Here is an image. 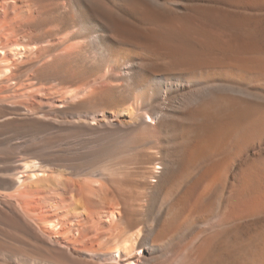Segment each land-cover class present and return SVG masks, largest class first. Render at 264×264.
<instances>
[{
	"label": "bare ground",
	"instance_id": "obj_1",
	"mask_svg": "<svg viewBox=\"0 0 264 264\" xmlns=\"http://www.w3.org/2000/svg\"><path fill=\"white\" fill-rule=\"evenodd\" d=\"M21 1L19 28L40 25L39 1L56 24L43 44L10 41L17 58L33 50L27 82L54 99L23 107L31 158L6 174L0 256L59 264L36 250L53 245L86 264H264V0ZM47 131L65 134L63 157L36 138ZM48 177L68 213L26 197Z\"/></svg>",
	"mask_w": 264,
	"mask_h": 264
},
{
	"label": "rangeland",
	"instance_id": "obj_2",
	"mask_svg": "<svg viewBox=\"0 0 264 264\" xmlns=\"http://www.w3.org/2000/svg\"><path fill=\"white\" fill-rule=\"evenodd\" d=\"M1 2H3L2 4H1V2H0V23H3L5 20H8V21H10V22H8V21H6L7 23H8V27H6V26H4L6 23L4 22V24H2V25H0V26H4L5 28H8V31H9V27L12 29L14 26H16V27H14L13 29H15V30H12V34L9 36V38H10V40L9 41H7V42H9V43H7V42H5V43H7L6 45L8 46H5V44L3 45L2 44V46L5 48H2V46H1V49L3 50V52H2V50H0V65H1V63H2V61L4 62L6 59V61H8L7 63H9V64H12V66L14 67V69H13V67H12V70L14 71V78L13 79H7L5 76H3L2 77V74H1V79H0V93H2V94H0V154H1V156H0V197L3 199L5 196H8L7 194H9V190L11 191V189H9L8 187H7V185H6V183H5V181L9 178V169H10V167H12V166H16V167H18L21 163H22V161L24 160V159H26V158H31V155H29V154H25V153H23L22 152V150L18 147V146H20L21 145V143H24V142H26L27 140H28V138H30L32 135H31V131L29 130V126L27 125L28 123V121L29 120H31V117L29 116L30 114L29 113H27L26 114V111L23 109V107H26L27 105L26 104H28L29 102V106H31V107H36V105L38 104H44L45 106L47 105L48 106V104L51 102V100L52 99H54V96L53 95H51V94H53V93H51L52 91L50 90L49 92H46L45 94L43 93V91L42 90H40V92H38L39 90V88H37V87H35V86H32L31 85V83L30 82H27L28 81V77L27 76H29V73L31 72V70L29 69V68H31V63H32V61L34 60V58H35V54H33L34 52H33V50H31L30 48H29V50H27V52L26 51H23V53H25V54H21L22 56L21 57H19V58H21V59H19V58H17L18 57V55H15L14 53H13V51L11 50V46H10V41H12L13 43H23V41H25V42H34L35 40H37V42L35 41V43H38V42H40L39 44H43L44 43V41H43V39H42V35H43V32L45 31V29L44 28H47V29H49V27L50 28H53L56 24H55V22H52V21H50L49 20V14H47L46 12H43V11H41V9L42 10H44V8H41L42 6H43V4H44V2H37L36 3V5H34L33 6V9H35L34 10V13H33V16L36 18V23L37 24H39L40 23V25H38V27L37 28H35L34 27V30L32 29L33 28V26L32 27H30V29H28L27 27H24V28H19L17 25H16V22H14V21H12V20H10V19H13V20H15L16 18H18L19 16H21L22 14H24V8H26L27 7V5H26V3L24 4V1H21V0H18L17 1V3H16V5H15V7L16 6H18L17 8H13V7H10L6 2L8 1V0H0ZM21 1V2H20ZM9 3H11V0H9ZM3 4L5 5L6 4V6H3ZM39 4V5H38ZM24 5H26L25 7H23ZM3 6V7H2ZM9 6V7H8ZM19 6L21 7V9H24V10H21L20 9V11H18L19 10ZM4 7H6V10H5V8ZM7 7H8V11H9V13H8V11H7ZM10 8V9H9ZM12 9V10H11ZM16 9V10H15ZM4 11V12H3ZM16 12H20V13H16ZM40 12V13H39ZM42 12V13H41ZM13 13H15V14H13ZM7 14H9L8 16L10 17H8V19L6 18L5 19V17H6V15ZM20 14V15H19ZM41 14V15H40ZM15 15V16H14ZM14 18H13V17ZM17 16V17H16ZM48 18V19H47ZM42 19H43V21H42ZM3 21V22H2ZM13 23H12V22ZM50 24H49V23ZM48 23V24H47ZM12 24H13V26H12ZM44 24H45V26H44ZM42 25V26H41ZM37 29V30H36ZM43 29V30H42ZM46 29V30H47ZM24 30H26V31H24ZM28 30V31H27ZM31 30V31H30ZM10 32V31H9ZM39 32H41V33H39ZM22 33V34H21ZM29 33H30V35H29ZM34 34V35H33ZM39 34V35H38ZM14 35V36H13ZM20 35V36H19ZM25 35H28L27 37H25ZM38 35V36H37ZM11 36H13L12 38H11ZM21 36H23V37H21ZM32 36H34V37H32ZM15 37V38H14ZM25 37V38H24ZM23 38V39H22ZM32 38V39H31ZM40 38V39H39ZM7 39V38H6ZM12 39V40H11ZM22 39V40H21ZM25 39V40H24ZM29 40V41H27V40ZM35 39V40H34ZM39 39V40H38ZM32 40H34V41H32ZM43 41V42H42ZM11 42V43H12ZM7 48V49H6ZM28 49V48H27ZM6 50V51H5ZM31 51V53L29 54V52ZM5 52V53H4ZM4 53V54H3ZM34 55V56H33ZM1 56H5L4 58L3 57H1ZM30 56H32V58L30 57ZM4 59V60H3ZM30 59V60H29ZM32 59V60H31ZM15 60V61H14ZM11 61H12V63H11ZM31 61V62H30ZM4 63H6V62H4ZM4 63L2 64V65H4ZM6 63V64H7ZM16 63V64H15ZM23 64V65H22ZM27 64V65H26ZM28 67V68H27ZM18 69V70H17ZM26 70V71H25ZM30 70V72H27V71H29ZM26 73V74H28V75H25V74H23V73ZM4 75V74H3ZM21 75H22V77H21ZM18 76V77H17ZM5 77V78H4ZM24 77V78H23ZM4 78V79H3ZM19 80V81H18ZM11 81H12V83H11ZM14 81V82H13ZM16 82V83H15ZM30 83V84H29ZM31 86V87H30ZM32 87H35L34 88V92L32 91L33 90V88ZM35 89H37V90H35ZM4 90H5V92H4ZM32 91V92H31ZM46 91H48V90H46ZM36 92V93H35ZM33 94L35 95V96H33ZM43 94H44V96H43ZM50 94V95H49ZM21 95V96H20ZM55 96L57 95V94H54ZM6 96V97H5ZM11 96V97H10ZM30 96H31V98H30ZM45 96H46V98H45ZM48 96H53V98L51 99V97H48ZM21 97V98H20ZM25 97V98H24ZM36 98H38V99H36ZM3 99V100H2ZM5 99V100H4ZM30 99V100H29ZM49 99V100H48ZM29 101V102H28ZM33 101V102H32ZM40 101V102H39ZM44 101H45V103H44ZM47 101V102H46ZM42 102V103H41ZM33 103V106L31 105ZM37 103V104H36ZM48 103V104H47ZM42 104V105H43ZM43 105V106H44ZM25 111V112H21V111ZM15 111V112H14ZM20 111V112H19ZM19 112V113H18ZM14 113V114H13ZM24 113V114H23ZM23 115V116H22ZM26 116H28V117H26ZM6 117V118H5ZM25 117V118H24ZM4 118V119H3ZM17 118V119H16ZM12 119H13V121H12ZM3 120V121H2ZM10 122H12V123H10ZM8 123V124H7ZM24 123V124H23ZM6 124V125H5ZM18 125V126H17ZM21 125V126H20ZM23 127V128H22ZM22 129V130H21ZM28 130V131H27ZM21 131H24V134H23V132H21ZM45 135V136H44ZM57 135H60V136H58L57 137ZM52 136V137H51ZM23 137V138H22ZM42 137V138H41ZM57 137V138H56ZM36 138H41V139H50V140H57L58 141V143H61L60 144V147L59 146H57V147H54L55 149H59V150H54V148H50V149H48V151L49 152H54L55 153V155H56V152H57V157H63V155H62V153H60L61 151H60V149L62 148V146H63V143H64V140H65V134H61V133H55V132H53V131H51V132H41V133H37L36 134ZM8 139V140H7ZM22 139V140H21ZM24 141V142H23ZM8 144V145H7ZM19 144V145H18ZM7 147H8V149H7ZM5 150H4V149ZM9 148H12L13 149V152L10 154V158L7 156V153H6V150L8 151L9 150ZM19 148V149H18ZM3 149V150H2ZM53 149V150H52ZM3 151H4V154H3ZM60 151V152H59ZM14 153H16V155L14 154ZM60 153V154H59ZM14 154V155H13ZM5 155V156H4ZM9 155V154H8ZM18 155H20V156H18ZM3 156V157H2ZM13 158V159H12ZM20 158V159H19ZM40 160V159H39ZM14 161V162H13ZM19 161H21V162H19ZM41 161L43 162V163H48V165L49 166H51L52 167V169H58V170H61V169H64L65 168V165H66V162H64V161H61V160H52V163H51V161H49V162H45V161H43L42 159H41ZM9 162H10V165H9ZM18 162V163H17ZM8 163V164H7ZM12 163H14L13 165H12ZM16 163H17V165H16ZM59 163V164H58ZM61 163V164H60ZM64 163V164H63ZM63 164V165H62ZM58 165V166H57ZM61 169H60V168ZM8 168V169H7ZM18 169L20 170V168L18 167ZM8 176H7V175ZM2 175V176H1ZM5 175V176H4ZM4 176V177H3ZM8 178H7V177ZM63 179H64V177H63ZM61 182H62V177H61ZM46 181V182H45ZM48 181V182H47ZM50 181V182H49ZM2 182V183H1ZM53 182H54V179H52V178H50V177H48V179H46V180H44V181H42V182H40L37 186H31L30 185V182L29 181H26V184H25V191L27 192V195L29 196H26L28 199H33V200H35V204H36V206H37V208H38V213H42L43 215H47V216H49V215H54L55 213H56V211H55V209L58 211L59 210V212H65V213H68V211L67 210H69V208H70V199H69V194L68 193H65V191H63L62 190V187L59 185L58 186V188L55 190H53L52 188H53ZM51 183V184H50ZM29 184V185H28ZM47 184V185H46ZM50 184V185H49ZM45 185V186H44ZM2 186V187H1ZM27 186V187H26ZM39 186V187H38ZM35 187H37V188H39V190L36 188L35 189ZM7 188V189H6ZM6 189V190H5ZM31 189V190H30ZM7 191V192H5V191ZM28 190V191H27ZM50 190V191H49ZM34 191V192H33ZM52 191V192H51ZM54 191V192H53ZM64 193H63V192ZM5 193V194H3V193ZM43 192V193H42ZM7 193V194H6ZM35 193V194H34ZM4 195V196H3ZM60 195H61V197H60ZM62 195H65V198H63L64 196H62ZM33 196H34V198H33ZM54 196V197H53ZM38 199V200H37ZM53 199V200H52ZM68 199H69V201H68ZM37 201H38V203H37ZM40 204V205H39ZM66 205V206H65ZM69 205V206H68ZM39 206V207H38ZM42 206V207H41ZM45 206V207H44ZM55 206V207H54ZM42 209L43 210V212L40 210V209ZM49 208V209H48ZM47 211H45V210ZM54 211H55V213H54ZM49 212V213H48ZM52 212V213H51ZM48 213V214H47ZM1 225V224H0ZM1 227H2V225L0 226V229H1ZM68 226H65V228L64 229H66L65 231H63V233H65V234H67V236L68 235H70V236H73V235H76V233H75V231H74V233L72 232L71 234H70V232L68 231V228H67ZM68 231V232H67ZM67 232V233H66ZM1 233H3V230H2V232L0 231V240H2V239H6L5 238V236L3 235V234H1ZM61 234L62 236L60 237V235L59 236H57L56 238H58V239H61L62 237H64L65 236V234ZM67 236H65L63 239H67ZM13 241V239H12V237H11V239H10V242H12ZM14 242V241H13ZM14 243H16V242H14ZM41 247V248H40ZM38 246V247H36V250L39 252V253H41V255H43V256H45V257H48L49 259H51V260H54V261H57L58 263L60 262L61 264H74L75 262H76V260L78 259L77 257H75V256H72V255H69L68 253H65L61 248H57V247H55V246H53V245H42V246ZM43 247V248H42ZM55 247V248H54ZM44 251V252H43ZM45 251H46V253H48L49 255H47L46 253H45ZM54 252V253H53ZM62 253V254H61ZM50 255H52V257L50 256ZM68 257H70V259L68 260ZM71 257H73L74 259H76V260H73V258H71ZM4 259H6L7 261H5ZM71 259L73 260V261H71ZM79 260V263H78V261L76 262V264H81V262H82V264H86V262H84V260H81V259H78ZM7 262V263H6ZM17 261L16 260H14V259H12V258H9V257H7V256H0V264H15ZM69 262H72V263H69ZM59 263V264H60ZM16 264H19L18 262L16 263Z\"/></svg>",
	"mask_w": 264,
	"mask_h": 264
}]
</instances>
